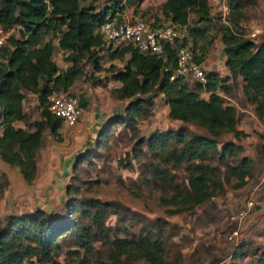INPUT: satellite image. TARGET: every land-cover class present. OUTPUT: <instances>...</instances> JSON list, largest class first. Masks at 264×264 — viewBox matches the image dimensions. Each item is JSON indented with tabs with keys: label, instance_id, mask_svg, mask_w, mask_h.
<instances>
[{
	"label": "trees",
	"instance_id": "trees-1",
	"mask_svg": "<svg viewBox=\"0 0 264 264\" xmlns=\"http://www.w3.org/2000/svg\"><path fill=\"white\" fill-rule=\"evenodd\" d=\"M97 1L0 0V29L11 32L0 48V164L16 168L22 181L32 184L43 132L48 130L60 141L57 132L61 121L49 114V98L58 91L70 93V87L81 75V64L86 61L93 72L110 73L111 81L118 84L111 91L113 98L126 101L124 117L115 114L101 123L97 144L116 125L134 132L137 119L147 116L148 101L153 95L161 96L169 120L205 133L187 136L188 132L181 128L153 133L134 145V150L144 146L165 166L178 169L186 165L182 185L171 184L172 177L165 168L154 167L153 177L172 186L171 195L164 193L159 198L162 206L170 207L164 211L166 215L191 211L208 202L220 188L219 169L203 162L212 153L221 163L236 149L232 144H223L216 151L220 137L241 136L236 130V110L224 99L231 91L227 83L233 84L239 78L255 116H264V43L256 45L244 38L239 27L242 0L226 1L228 16L221 25H217L219 19L212 17L207 0H165L160 16L185 35L181 46H189L195 64L201 67L214 35H219L227 75L203 72L204 82L190 85L184 77L173 76L176 64L171 47L166 46L164 56L159 57L140 54L131 44L120 48L106 46L96 30L107 16L123 20L122 0H109L102 8L94 7ZM47 35L57 40V48L69 63L62 73L52 61L54 46L51 39H44ZM100 53L107 56V69L100 66ZM113 61H118L120 67L112 65ZM25 94L36 97L38 121L27 122L23 111ZM16 123H22L24 128L16 127ZM175 144L180 147L177 149ZM79 158L77 162L83 160ZM247 167L248 162L241 160L238 167L229 169L239 181L237 188L244 184ZM70 182L65 187L64 213L35 209L4 219L0 226V264H56L53 256L61 252L60 242L65 239L82 251L80 256L76 251L66 252L68 259L74 261L72 264H166L160 236L163 221L142 228L138 236L129 233L120 237L118 229L105 226L107 216L117 215L120 208L93 199H78L79 189L72 185L77 182L76 177H71ZM95 244L106 247L105 259L99 257ZM255 264H264V257Z\"/></svg>",
	"mask_w": 264,
	"mask_h": 264
},
{
	"label": "rangeland",
	"instance_id": "rangeland-1",
	"mask_svg": "<svg viewBox=\"0 0 264 264\" xmlns=\"http://www.w3.org/2000/svg\"><path fill=\"white\" fill-rule=\"evenodd\" d=\"M109 0H98L94 7L102 8ZM165 0H122L123 18L141 20L151 26H161L167 23L160 16V8ZM227 0H207L210 13L214 19L224 23L228 16ZM240 12L242 18L239 27L244 38L258 45L264 43V0H242ZM255 31L259 33L251 37ZM213 33V31L211 32ZM51 39L54 46L52 61L58 72H64L69 63L65 54L57 48V40ZM205 46V43H204ZM219 35L213 37L204 58L201 70L212 71L225 77L221 58ZM102 59L100 66L109 67L105 53L99 54ZM195 56L199 59L196 51ZM2 61V60H1ZM112 65L120 67L118 61ZM81 75L70 87V94L78 99L81 116L74 127L68 128L61 123L58 130L60 141L50 136L48 130L42 135V143L36 157L37 173L34 181L26 185L16 168L0 164V226L8 215L16 216L32 213L41 209L46 213H64L66 201L65 187L71 184L70 178L75 176L77 182H72L79 189L80 200L93 199L110 203L119 207L117 215H109L105 226L118 229V236L130 234L138 236L142 228L155 221L161 225V237L165 246L164 260L166 264H255L264 257V116L257 118L254 106L243 95L242 83L239 78L230 86V93L224 97L225 102L236 110V130L241 133L238 139L230 134L223 135L218 140L216 151L223 144H232L235 150L225 157L221 163L217 156L210 154L203 163L219 169L218 181L220 188L208 202L191 211L169 216L160 204L159 198L164 193H173L171 185H165L153 177L154 167L165 168L172 177L171 184L182 185L185 181L186 165L178 169L165 166L156 157L147 153L145 147L134 150L137 141L148 138L153 133L177 131L185 129L187 136L205 133L195 127L183 125L168 119V110L161 96L153 95L148 101L146 117L138 118L134 132L124 129L122 125L110 128L106 137L98 141L100 123L97 128H90L92 122H103L120 114L124 117L126 101L113 98L111 91L118 87L111 81L108 72H93L91 65L84 61L81 64ZM227 74V73H226ZM98 80V81H96ZM191 85L196 82L186 79ZM204 97V95H202ZM23 111L27 122L38 121L36 97L25 94ZM80 122L83 129L77 126ZM95 125V124H94ZM93 125V126H94ZM16 127L24 128L22 123ZM77 127V128H76ZM178 149L180 145L175 144ZM134 150V151H133ZM135 156L137 157L135 159ZM77 157L80 162H77ZM82 157V158H81ZM241 160L248 162L244 184L237 188V178L230 174V168L238 167ZM227 165L223 168L222 165ZM74 165V166H73ZM66 167V176L61 170ZM60 180V182L58 181ZM72 193L69 194L71 197ZM252 206L247 209V203ZM246 212L240 218L239 213ZM155 226V225H154ZM153 226V230L155 229ZM124 229L126 233H124ZM236 231L235 240H228L230 234ZM112 234V232H110ZM69 239L60 242L61 252L53 256L56 264H72L66 252L76 251L80 256L82 251L71 246ZM99 250V257L106 258V247L94 245ZM134 264H145L143 261Z\"/></svg>",
	"mask_w": 264,
	"mask_h": 264
},
{
	"label": "built area",
	"instance_id": "built-area-1",
	"mask_svg": "<svg viewBox=\"0 0 264 264\" xmlns=\"http://www.w3.org/2000/svg\"><path fill=\"white\" fill-rule=\"evenodd\" d=\"M96 33L108 47L120 48L131 44L140 54L163 57L165 47H171L175 51L176 64L173 76L190 78L200 83L204 82L203 71L193 61L189 46H181V41L185 39V35L170 23L152 28L141 20L123 18V20L118 21L116 17L107 16L106 22L97 28ZM258 33V31H255L251 37H255ZM10 34L11 32H3L0 29V48ZM48 112L68 128L74 127L81 116L78 99L74 95L63 91L51 95ZM251 206L252 202L249 201L247 209ZM245 214L246 212H241L239 217L242 218ZM236 236L237 232L233 231L228 240H235Z\"/></svg>",
	"mask_w": 264,
	"mask_h": 264
},
{
	"label": "crops",
	"instance_id": "crops-1",
	"mask_svg": "<svg viewBox=\"0 0 264 264\" xmlns=\"http://www.w3.org/2000/svg\"><path fill=\"white\" fill-rule=\"evenodd\" d=\"M221 58H222V57H221ZM222 59H223V58H222ZM204 64H205V63L201 64V66H202V68H204L203 70H206V69H207V66H206V67H203ZM225 75H227V74L225 73ZM225 75H224V76H225ZM166 108H167V107H166ZM81 123H82V122H80L77 126H79L80 129H83L84 126L81 125ZM96 123H97V125H98L99 123H100V125H101L102 121L100 120L99 122H95V121L92 122V123L90 124V128H91V130L97 128ZM94 124H95V125H94ZM93 125H94V126H93ZM82 126H83V127H82ZM76 128H77V127H76ZM66 167H67V166H64V167H63V170H61V173H63L62 176H66V175H67V174L65 173V171H64V170H66ZM58 181L60 182V180H58Z\"/></svg>",
	"mask_w": 264,
	"mask_h": 264
}]
</instances>
